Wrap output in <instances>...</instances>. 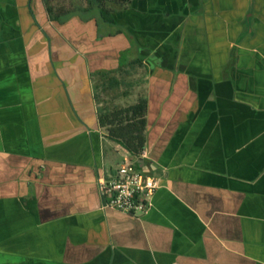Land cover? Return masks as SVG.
I'll use <instances>...</instances> for the list:
<instances>
[{
  "label": "crops",
  "instance_id": "1",
  "mask_svg": "<svg viewBox=\"0 0 264 264\" xmlns=\"http://www.w3.org/2000/svg\"><path fill=\"white\" fill-rule=\"evenodd\" d=\"M114 17L99 37L94 17L0 0V264H264V0ZM99 71L114 104L147 99L142 169L161 187L139 218L99 194L137 160L100 125Z\"/></svg>",
  "mask_w": 264,
  "mask_h": 264
},
{
  "label": "trees",
  "instance_id": "2",
  "mask_svg": "<svg viewBox=\"0 0 264 264\" xmlns=\"http://www.w3.org/2000/svg\"><path fill=\"white\" fill-rule=\"evenodd\" d=\"M136 0H43L52 22L64 24L75 16L97 19L99 37L102 25L117 26L115 11L126 9ZM119 29L117 33H121ZM135 61L132 64H139ZM99 121L107 132V138L123 147L133 159H138L147 145V99L141 96L134 104L119 106L114 99L107 100L108 91L118 88L121 81L113 72L94 73ZM105 94V95H104Z\"/></svg>",
  "mask_w": 264,
  "mask_h": 264
},
{
  "label": "built area",
  "instance_id": "3",
  "mask_svg": "<svg viewBox=\"0 0 264 264\" xmlns=\"http://www.w3.org/2000/svg\"><path fill=\"white\" fill-rule=\"evenodd\" d=\"M147 148L137 160H126L108 176L98 180V190L104 209H114L133 217L149 210L156 191L161 187L157 177L147 174L137 163L148 158Z\"/></svg>",
  "mask_w": 264,
  "mask_h": 264
},
{
  "label": "rangeland",
  "instance_id": "4",
  "mask_svg": "<svg viewBox=\"0 0 264 264\" xmlns=\"http://www.w3.org/2000/svg\"><path fill=\"white\" fill-rule=\"evenodd\" d=\"M115 95V94H114ZM119 96H120V93H117V97H118V99H119ZM107 98V100H112L113 98L108 94L107 96H106ZM117 99V100H118ZM114 102H117V101H114Z\"/></svg>",
  "mask_w": 264,
  "mask_h": 264
},
{
  "label": "water",
  "instance_id": "5",
  "mask_svg": "<svg viewBox=\"0 0 264 264\" xmlns=\"http://www.w3.org/2000/svg\"><path fill=\"white\" fill-rule=\"evenodd\" d=\"M138 165L143 168L144 167V161L143 160H138L137 161Z\"/></svg>",
  "mask_w": 264,
  "mask_h": 264
}]
</instances>
